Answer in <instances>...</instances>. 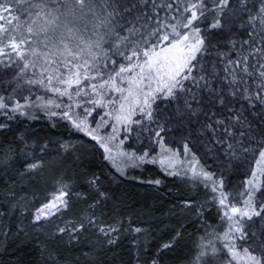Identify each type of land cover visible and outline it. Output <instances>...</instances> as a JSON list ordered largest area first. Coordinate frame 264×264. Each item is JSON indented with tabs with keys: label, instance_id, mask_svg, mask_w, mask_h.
Instances as JSON below:
<instances>
[{
	"label": "snow or ice",
	"instance_id": "6c2138e0",
	"mask_svg": "<svg viewBox=\"0 0 264 264\" xmlns=\"http://www.w3.org/2000/svg\"><path fill=\"white\" fill-rule=\"evenodd\" d=\"M18 118L79 138L0 139L30 264H264V0H0V131Z\"/></svg>",
	"mask_w": 264,
	"mask_h": 264
},
{
	"label": "trees",
	"instance_id": "16d2710c",
	"mask_svg": "<svg viewBox=\"0 0 264 264\" xmlns=\"http://www.w3.org/2000/svg\"><path fill=\"white\" fill-rule=\"evenodd\" d=\"M247 2L249 4V7H251L253 3H255L257 7L259 6V0H247ZM207 22L211 23V16L208 17ZM233 32L236 33V35L233 37H230L231 39H235L237 41H239L242 37L243 39H247V36L244 33V29L240 27L239 23H237L234 26ZM41 120H44V119L41 118ZM14 121L11 122V124L15 123L14 126L12 127L10 126L11 131L7 133L0 131V139H3L5 136H7L8 139H11L14 132H17V133L20 132L21 129L25 127L27 124H31L30 130L34 131L36 135L45 136V137L51 136L55 138L56 134H57V137H59L58 134H63L69 131V129H67L62 124L58 127L51 128L50 124L45 120H44L45 122L42 125L43 127H36L38 126L36 125V123L39 120H36L34 122L25 121L23 124L21 123L22 120L20 119H18L17 121L16 120ZM0 122H3V121L0 120ZM83 146L85 148L91 149L89 150L88 159L100 165L101 167H103L104 165L101 163L100 155L95 150H93L92 146L90 147L89 144H85ZM209 163H211V161H209ZM151 171L152 169L150 168L148 172H145L143 174L144 181H147L152 178V176L150 175ZM139 175H141L140 171L129 172L128 177L125 179V183L121 187L123 190L127 191L128 197L131 201H136L144 193H148V196L146 197V199H147V202L150 204L152 202L151 195L155 192V190L146 188L143 183H141L140 181H136L134 177L139 176ZM241 179H243L242 176L233 177L234 182L237 180H241ZM169 192H171L173 195L175 194V190L172 188L171 184H168L165 187L160 189V196L164 197L165 194ZM174 202H175L174 200L169 198L167 199L166 204L170 205ZM159 242H163V241H158V243ZM6 245H7V242L5 241V239H1L0 240V264H16V262H18V264H30V262L37 259L38 254L35 252L30 253L29 251L31 246H29V248L27 249L24 247H19L17 249L16 246H11V245L6 246ZM156 246H158V244L153 246V250L155 249Z\"/></svg>",
	"mask_w": 264,
	"mask_h": 264
},
{
	"label": "rangeland",
	"instance_id": "374dc122",
	"mask_svg": "<svg viewBox=\"0 0 264 264\" xmlns=\"http://www.w3.org/2000/svg\"><path fill=\"white\" fill-rule=\"evenodd\" d=\"M18 119L23 120V118H18ZM18 119H17V120H18ZM17 120H16V121H17ZM38 120H39V121L36 123V125H38V126H36V127H43L42 125H43V123H44L45 121H44V120H41V119H38ZM14 122H15V121H14ZM14 124H15V123L10 124V126L12 127V126H14ZM30 131H31V130H30ZM58 136H59V137H63L64 139L72 138L73 140H76L77 143H78V145H79V138H78V137H74V136H72L70 130L67 131L66 133L58 134ZM56 137H57V134H56ZM53 138H54V137H53ZM89 145H90V144H89ZM80 147H81V148H85L83 145H80ZM90 147H91V145H90ZM87 149H88V151L85 152L86 158L89 157V150H91L90 148H87ZM87 155H88V156H87ZM2 200H3V197L0 196V201H2ZM4 223L7 224V221L5 220ZM1 239H5L4 236H3V229H0V240H1Z\"/></svg>",
	"mask_w": 264,
	"mask_h": 264
}]
</instances>
